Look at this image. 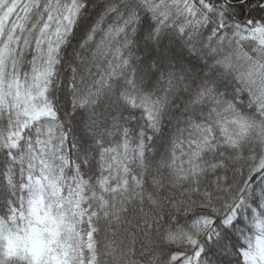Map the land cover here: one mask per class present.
I'll return each instance as SVG.
<instances>
[{"label":"snow or ice","instance_id":"6c2138e0","mask_svg":"<svg viewBox=\"0 0 264 264\" xmlns=\"http://www.w3.org/2000/svg\"><path fill=\"white\" fill-rule=\"evenodd\" d=\"M0 264H264V0H0Z\"/></svg>","mask_w":264,"mask_h":264}]
</instances>
